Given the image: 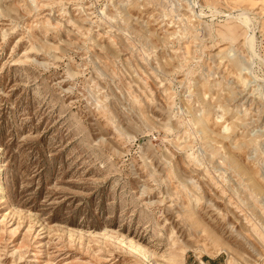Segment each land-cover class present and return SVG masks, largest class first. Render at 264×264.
<instances>
[{
	"label": "rangeland",
	"instance_id": "obj_1",
	"mask_svg": "<svg viewBox=\"0 0 264 264\" xmlns=\"http://www.w3.org/2000/svg\"><path fill=\"white\" fill-rule=\"evenodd\" d=\"M0 264H264V0H0Z\"/></svg>",
	"mask_w": 264,
	"mask_h": 264
},
{
	"label": "bare ground",
	"instance_id": "obj_2",
	"mask_svg": "<svg viewBox=\"0 0 264 264\" xmlns=\"http://www.w3.org/2000/svg\"><path fill=\"white\" fill-rule=\"evenodd\" d=\"M240 16H241V15H240ZM240 16H239V17H240ZM237 18H238V17H237ZM244 19H245V18H244ZM244 19H241V20H244ZM244 21H245V20H244ZM247 21H248V19L246 20L245 23H247ZM242 22H243V21H242ZM247 24H248V23H247ZM245 25H246V24H245ZM252 33H253V32H252ZM249 36H251V35H249ZM249 38H250V37H249ZM249 38H248V39H249ZM252 38H253V37H252ZM250 39H251V38H250ZM247 41H248V40H247ZM251 42H252V39H251ZM251 42H250V43H251ZM251 47H252V45H251ZM252 50H253V49H252Z\"/></svg>",
	"mask_w": 264,
	"mask_h": 264
}]
</instances>
